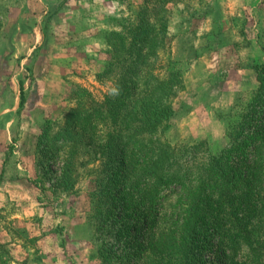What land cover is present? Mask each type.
Here are the masks:
<instances>
[{
    "label": "rangeland",
    "instance_id": "obj_1",
    "mask_svg": "<svg viewBox=\"0 0 264 264\" xmlns=\"http://www.w3.org/2000/svg\"><path fill=\"white\" fill-rule=\"evenodd\" d=\"M10 1L0 0V87H11L22 67L21 54L29 48L31 53L24 57L29 59L24 105L15 114H3L7 104L0 102V126L6 125L4 116L18 121L10 138L0 135V181L3 168L21 165L19 190L29 198L11 199L0 191V264H179L176 257L152 248L142 251L169 226L179 228L181 217H172L178 200L165 205L167 213L158 224L140 225L149 205L126 210L130 208L123 199L138 197L131 186L123 190L119 153L99 155L102 132L96 141L94 133L88 134L81 144L83 163L72 174L70 190L59 185L62 153L55 159L52 150L43 152L37 145L46 120L63 121L75 106L77 86L98 99L108 92L111 84L102 86L96 78L111 58L107 35L135 22L145 0H19L13 12ZM161 16L166 30L160 37L159 71L166 76L173 65L182 84L171 99L174 114L160 126L159 135L172 145L203 142L217 152L227 145L232 114L259 87L258 74L250 66L253 59L264 61V0H170ZM22 36L30 47L10 44ZM54 73L56 78L50 76ZM54 91L61 97L54 98ZM42 101L49 116H31L30 108ZM232 226L222 215L205 222L196 264L264 260V222L257 225L254 247L244 246L238 253L224 235ZM102 246L113 254L111 263L102 257Z\"/></svg>",
    "mask_w": 264,
    "mask_h": 264
},
{
    "label": "trees",
    "instance_id": "obj_2",
    "mask_svg": "<svg viewBox=\"0 0 264 264\" xmlns=\"http://www.w3.org/2000/svg\"><path fill=\"white\" fill-rule=\"evenodd\" d=\"M169 1L145 0L135 22L107 35L111 58L96 78L102 86L111 84L108 92L98 99L88 88L77 86L72 94L75 106L63 121L46 120L37 145L43 152L52 150L55 159L62 153L59 185L70 190L74 188L72 174L83 163L81 144L88 134L94 133L92 141H96L102 132L99 155L119 153L116 160L124 169L123 190L131 186L138 197L123 199L130 208L126 210L149 205L140 225L158 224L167 213L165 205L178 200L172 217H181L179 228L169 226L150 246L143 245L142 251L152 248L162 256L176 257L179 264H196L203 226L209 219L229 218L233 226L224 235L236 253L244 246L254 247L257 225L264 222V61H251L259 87L232 114L225 147L212 152L203 142H166L159 135L160 126L174 114L171 99L182 84L173 65L163 76L157 64L163 46L160 37L166 30L160 15ZM21 89L23 105V84ZM100 252L106 262L113 261L107 246Z\"/></svg>",
    "mask_w": 264,
    "mask_h": 264
},
{
    "label": "crops",
    "instance_id": "obj_3",
    "mask_svg": "<svg viewBox=\"0 0 264 264\" xmlns=\"http://www.w3.org/2000/svg\"><path fill=\"white\" fill-rule=\"evenodd\" d=\"M13 5H12V3ZM10 1V5L8 7H11L10 8V11H15L16 9L18 10V6H17V2L19 0H11ZM23 8H21L22 10H25L26 11V5L22 6ZM6 8V6L4 7ZM5 10V9H4ZM3 10V11H4ZM0 11H1V6H0ZM9 11V12H10ZM24 11V12H25ZM15 27V25H14ZM14 38V36H12V39ZM20 38V37H19ZM27 38V37H26ZM25 37H21V39H19V41L15 44L13 43H10L13 47L14 45L17 46H25L28 48L30 47V44L28 43L29 39L25 40L26 39ZM9 41H7L8 43ZM6 43V44H7ZM4 46V45H3ZM31 50V48L27 49V52L26 49L23 50V52L26 53L25 54H21V63H22V67H18V70L14 73V76L11 80V87L10 88H7V87H0V102H2L1 104H3V102H5L7 105L6 107H4V109L2 110V113L3 114H7L8 112H12V113H16V111L18 109H20L21 105L22 104V84H23V94L25 92V89H24V80L26 79L25 77V71H28L26 70L25 68V64L28 63L29 59L28 58H25L26 56L30 55V53H28L29 51ZM28 53V54H27ZM15 59H18L20 56L18 55H15L14 56ZM13 57V58H14ZM4 56L3 55H0V60L3 59ZM20 68V69H19ZM23 73V75H21ZM45 75H43L42 77H44ZM47 76V75H46ZM50 76H54L55 78L57 77V74H50ZM23 82V83H22ZM62 93L61 92H55L54 91V94H53V97L56 98V96H60L61 97ZM25 96V95H24ZM10 102H14V105L11 106L9 105ZM44 102L42 101V103H36V105L32 106L30 108V112L32 113V115L36 114V116L38 117L39 115L42 114L43 116V119L45 116H49V112H45L44 111ZM12 117L9 118L7 116H4V120H7L6 122V125L5 123L3 124V126L1 127L0 126V135L6 137V139L10 138L13 133L16 131V129L18 128V121L15 120V116L11 115ZM39 122L40 119L36 120L35 123L39 125ZM35 127L37 128L38 126L35 125ZM39 128L37 129V132H38ZM8 164V163H7ZM17 167H5L3 168L1 174H2V178H1V181H0V191H5V193H7L6 195L8 197H11V199H16L18 198L19 200H28L27 198H29L28 195H23L21 194L20 190H19V185L20 183L19 182H23L21 179H20V174L18 175V173H21L20 172V168H21V165H17Z\"/></svg>",
    "mask_w": 264,
    "mask_h": 264
}]
</instances>
